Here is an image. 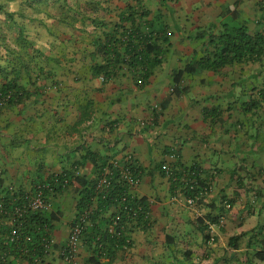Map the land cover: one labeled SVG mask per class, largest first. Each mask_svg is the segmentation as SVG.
I'll use <instances>...</instances> for the list:
<instances>
[{
	"label": "crops",
	"instance_id": "1",
	"mask_svg": "<svg viewBox=\"0 0 264 264\" xmlns=\"http://www.w3.org/2000/svg\"><path fill=\"white\" fill-rule=\"evenodd\" d=\"M258 1L216 0L214 8L212 0L172 3L167 13L174 53L143 86H137L126 69L115 72L111 79L95 76L88 41L64 36L49 52L56 60L46 66V78L39 81L37 92L30 93L22 104L0 110V169L6 186L31 192L34 184L53 173L67 171L74 176L72 187L49 196L56 221L53 252L46 264H64L60 251L70 238L76 217L79 183L91 181L97 167L112 160L142 168V180L133 189L139 197L150 200L152 224L128 225L130 246L112 262L105 259V264H185L187 253L192 254L194 264H264L256 258V253L264 254V246L251 239L252 230L264 229V141L259 138L264 128L256 121L250 123L252 117L242 108L233 110V105L239 106L237 101L241 107L249 101L248 91L264 75L256 79L251 68L256 73L260 67L248 65L228 67L223 76L208 72L184 75L186 90L181 93L175 89L173 76L201 48L191 41L196 35L188 30L206 29L214 11L230 20L233 12L229 7L236 2L240 13L253 22ZM209 87L211 93L207 92ZM201 90L209 96L201 99ZM232 90L234 96L230 95ZM31 91H35L32 86ZM221 96L224 98L218 100L224 109L232 106L223 117L226 127L206 118L203 109L212 104L201 105L209 97L213 104H219L215 99ZM180 111L191 115L185 133L177 127ZM208 133L211 138L198 140V135ZM197 144L203 154H199ZM174 150L179 153L180 166H197L209 178L211 168H221L212 195H207L196 210L181 201L182 197L175 199L171 182L160 171ZM239 167L243 169L237 175L247 176L241 188L236 186L237 177H232ZM253 174L254 187L246 192ZM224 196L234 203L225 212V227L219 231L218 241L210 246L198 234L195 219L211 211L218 214L217 200ZM237 235L242 237L231 249L229 240ZM82 242L86 243H82L80 264H86L89 243Z\"/></svg>",
	"mask_w": 264,
	"mask_h": 264
},
{
	"label": "trees",
	"instance_id": "2",
	"mask_svg": "<svg viewBox=\"0 0 264 264\" xmlns=\"http://www.w3.org/2000/svg\"><path fill=\"white\" fill-rule=\"evenodd\" d=\"M176 1L0 0V110L22 104L30 93L37 92L39 81L46 78V66L56 60L49 52L68 35L77 40L88 41L95 76L111 79L115 72L126 69L133 80H136V85L143 86L174 53L171 50L172 28L167 11L171 10V4ZM238 6L239 3L236 2L229 7L233 12L232 17L215 25L216 29L210 27L197 31L194 40H203L204 43L200 45L201 48L197 47L200 49L183 70L174 72L177 92L186 90L182 85L184 75L208 72L223 76L226 68L235 65L259 66L256 73L255 68H251L253 76L257 79L264 75V0L256 4L253 29L249 27L248 21L238 23L241 17ZM97 58H100V62H97ZM260 78L248 91L249 101L242 104L244 114L252 117L248 121L258 122L259 128L264 127V77L261 81ZM31 86L35 91H31ZM234 94L232 90L230 95ZM230 108L231 105L227 110ZM203 110L212 124L220 123L222 127H226L223 117L227 110L221 104H214ZM168 157L169 160L161 164L160 171L171 182L175 199L182 197L181 201L186 204L188 198L196 199L200 192L204 196V190L210 187L212 195L221 168L214 171L211 168L209 178L197 166H180L177 151H172ZM113 161L117 160L98 166L91 181L79 183L81 189L78 188L77 212L71 224L70 236L82 225L81 220L84 218L86 222L79 240L81 247L83 240L89 243L86 264H105V259L112 262L111 259L116 254L131 244L128 225L152 224L149 216L150 200L139 197L133 189L142 180V168L135 163L121 164L118 161L138 179L139 183L131 186L123 179L119 168L112 166ZM106 167L113 172L111 185L98 188L102 171ZM166 167L170 170V178ZM242 169L239 167L232 175L233 179L237 177L235 183L240 188L245 185L243 179L247 177L237 175ZM1 171L0 169V264H46L53 252L56 221L49 196L72 187L74 176L67 171L53 173L46 180L34 184L33 191L30 192L6 186ZM252 177L254 180L246 183L249 187L246 192H251L254 187L256 177L254 174ZM39 186L43 187L42 198L52 205L49 209H35L31 205V200L39 194ZM236 193L238 196V192ZM205 197L196 201V209L202 205ZM227 198L224 196L217 200L219 205L215 209L218 208V214L211 211L206 216L195 219L198 234L207 245L216 244L219 234L214 235L204 219L215 224L220 232L223 231L225 212L231 210L234 203L233 199ZM225 202L230 203L231 209L225 208ZM241 237L242 235H237L230 238L231 249L237 247L236 242ZM251 239L264 246V229L252 230ZM256 258L264 260V254L258 252ZM61 260L63 261L62 258ZM191 261L192 254L187 253L185 264H194Z\"/></svg>",
	"mask_w": 264,
	"mask_h": 264
},
{
	"label": "built area",
	"instance_id": "3",
	"mask_svg": "<svg viewBox=\"0 0 264 264\" xmlns=\"http://www.w3.org/2000/svg\"><path fill=\"white\" fill-rule=\"evenodd\" d=\"M113 167H117L120 170V174L123 177V179L131 186H136L135 184L139 183L138 179H135L134 176H132L131 172L127 168H123L118 161L111 162ZM167 172V176L170 178L172 176L170 173V170L168 167L165 168ZM113 175L112 170L109 167H106L103 169L99 183L98 188H104L111 185V176ZM43 187L39 186L37 189L39 190V194L34 197L31 200V205L35 209H49L51 208V204L46 202L45 199L42 198V189ZM211 193V187L206 188L204 190V196L203 193L200 192L199 196L196 199L188 198L186 201V205L188 207L196 210V201L201 200V197H205ZM225 208H230V205L228 202H225ZM87 220V219H86ZM84 218L81 220V224L79 225L75 230L74 233L70 236L67 244L61 249L60 255L63 261L67 264H80L79 255L81 252V240H79L80 235L82 234L83 228H84ZM206 225H208L211 232L215 235L217 234V226L215 224H211L210 221H206Z\"/></svg>",
	"mask_w": 264,
	"mask_h": 264
},
{
	"label": "rangeland",
	"instance_id": "4",
	"mask_svg": "<svg viewBox=\"0 0 264 264\" xmlns=\"http://www.w3.org/2000/svg\"><path fill=\"white\" fill-rule=\"evenodd\" d=\"M215 3H216V0H212V8H214L215 7ZM197 6H199V4L197 5ZM202 10H204L203 8H201ZM216 10V9H215ZM185 13V12H184ZM186 14V13H185ZM241 14H243V13H241ZM206 18V17H205ZM209 18V17H208ZM225 18L226 17H223V16H218L217 15V13H215V11L213 12V14L211 15V21L210 22H208V25L206 26V29L207 28H210L211 27V29L212 28H214V29H216L217 27L215 26V25H217V24H222L223 22H225ZM203 20H204V18H203ZM248 20V18L243 14L242 15V17H240L239 18V20H238V23H243V22H245V21H247ZM185 21H183V23H184ZM186 24H187V22H185ZM253 22H250L249 21V27L251 28V29H253V24H252ZM229 24H232V22H229ZM218 28H220V26L218 27ZM183 32V31H182ZM196 32L197 31H193V30H191V31H189L188 30V32L187 33H190V35H193L194 34V36L196 35ZM192 33V34H191ZM192 42L193 41H195L194 43H196V45H197V47H199L201 44H203L204 43V41L203 40H199V39H196V40H194L193 38H192V40H191ZM200 87H202L201 85H199ZM250 85H247L246 87H249ZM193 89H194V87H193ZM210 90V93H211V87H209V89L207 90V92ZM200 93V97H201V99H202V96L203 95H208L209 96V94H207V93H204L203 92V90H201V92H199ZM224 97H222V99H223ZM215 101L217 102V103H219V104H222L223 102L222 101H219L218 100V97H216V99H215ZM239 106H235V105H233V110H240V108H242L241 107V101H237L236 102ZM214 105L212 102H211V97H209V99H207V100H203V101H201V105H206V106H208V105ZM196 108L199 110V108L196 106ZM180 119L178 120V123H179V125H177V123H176V125H177V127H180L181 129H183V132L185 133L186 131H188L187 130V127H186V125L187 124H189V122H190V120H191V115H189V114H183V112L182 111H180ZM251 123V122H250ZM249 123V124H250ZM181 125V126H180ZM228 127H232L231 125H228ZM264 128V127H263ZM233 129H235V128H233ZM208 135V136H207ZM205 134V135H198V140H200V141H202L203 139H205V137H208V138H211V134L210 133H208V134ZM259 138H260V140L261 141H264V129L259 133ZM199 143V142H198ZM196 148L198 149V152H199V154L201 153V154H203V151H202V147H201V145L200 144H197V146H196ZM217 158L218 159H220V153H218V155H217ZM251 158V157H250Z\"/></svg>",
	"mask_w": 264,
	"mask_h": 264
},
{
	"label": "clouds",
	"instance_id": "5",
	"mask_svg": "<svg viewBox=\"0 0 264 264\" xmlns=\"http://www.w3.org/2000/svg\"><path fill=\"white\" fill-rule=\"evenodd\" d=\"M211 194V193H210ZM229 205H230V203H229ZM226 209H228V208H226ZM229 209H231V205H230V208ZM228 209V210H229ZM200 216H202V217H204L203 215H198V217H200ZM205 220V224H206V221H210V220H207V219H204ZM224 221H225V219H224ZM223 221V223L225 224V222ZM211 222V221H210ZM217 234H219V229L217 228Z\"/></svg>",
	"mask_w": 264,
	"mask_h": 264
}]
</instances>
